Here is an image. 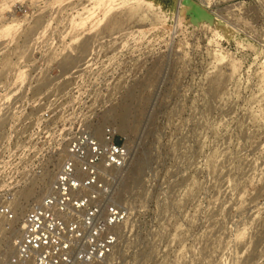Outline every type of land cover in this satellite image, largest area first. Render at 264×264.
I'll use <instances>...</instances> for the list:
<instances>
[{"label":"rangeland","instance_id":"374dc122","mask_svg":"<svg viewBox=\"0 0 264 264\" xmlns=\"http://www.w3.org/2000/svg\"><path fill=\"white\" fill-rule=\"evenodd\" d=\"M108 125L131 153L110 264H264V0H0V206L25 181L0 254L72 133ZM37 132L56 161L16 173Z\"/></svg>","mask_w":264,"mask_h":264},{"label":"built area","instance_id":"2783aa9c","mask_svg":"<svg viewBox=\"0 0 264 264\" xmlns=\"http://www.w3.org/2000/svg\"><path fill=\"white\" fill-rule=\"evenodd\" d=\"M38 133V132H37ZM41 133V132H40ZM29 137L31 149H21L16 173H46L57 159L60 140L43 132ZM114 126L101 137L77 129L68 138L65 153L46 194L26 211L14 249L4 264H110L128 220V210L118 199L120 172L130 159L126 142ZM63 140V139H61ZM16 155L8 150L5 163ZM7 192L0 217L15 219L13 200L19 187ZM12 228L7 224L6 232Z\"/></svg>","mask_w":264,"mask_h":264},{"label":"bare ground","instance_id":"6f19581e","mask_svg":"<svg viewBox=\"0 0 264 264\" xmlns=\"http://www.w3.org/2000/svg\"><path fill=\"white\" fill-rule=\"evenodd\" d=\"M86 48V47H85ZM64 61V60H63ZM72 61V60H71ZM126 109V108H125ZM126 112V111H125ZM124 114H126V113H124ZM123 122H125V120H123ZM127 123V122H126ZM123 123H120V124H118L117 125V127H119V128H121L122 127V129L124 130V128H123ZM123 133L125 134L126 132L125 131H123ZM127 137V136H126ZM128 138V137H127ZM128 140V139H127ZM129 141V140H128ZM132 159V158H131ZM129 162V161H128ZM129 165V164H128ZM49 174V173H48ZM47 175V174H46ZM44 176V179H43V183H44V185L47 183L46 182V180H47V176ZM52 180H53V178H52ZM135 182V181H134ZM137 182V181H136ZM134 184V183H133ZM48 185H49V183H48ZM50 185H51V180H50ZM50 185L48 186V187H50ZM133 188V187H132ZM33 192H32V190H28L27 192H25L24 194H26V196H29V194H32ZM24 217H25V215H24ZM7 224V222L6 221H4L1 225H0V227H3V226H5ZM20 232H21V229H14V231H13V233H12V236H11V238L8 240V243H7V249L6 250H4L1 254H0V264H3L6 260H7V258L9 257V255L12 253V251H13V249H14V246L12 245V240L14 239V242L16 241V238H14V235H15V233H18V234H20ZM10 250V251H9Z\"/></svg>","mask_w":264,"mask_h":264}]
</instances>
